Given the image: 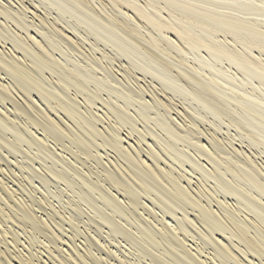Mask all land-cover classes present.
Masks as SVG:
<instances>
[{
  "label": "bare ground",
  "instance_id": "bare-ground-1",
  "mask_svg": "<svg viewBox=\"0 0 264 264\" xmlns=\"http://www.w3.org/2000/svg\"><path fill=\"white\" fill-rule=\"evenodd\" d=\"M24 1L0 3V44L11 45L0 49V106H13V118L0 110L7 151L36 147L32 158L49 160L42 166L71 191L79 180L66 181L72 168L45 154L46 139L95 162L103 181L90 184L77 169L87 186L79 198L155 264H207V251L218 264H264V171L233 143L264 160V0H29L45 17ZM122 58L123 77L113 70ZM179 105L183 121L171 112ZM27 126L44 138L25 135ZM230 129L234 138L220 137ZM100 149L114 154L115 170ZM188 239L199 240L195 250Z\"/></svg>",
  "mask_w": 264,
  "mask_h": 264
},
{
  "label": "rangeland",
  "instance_id": "rangeland-1",
  "mask_svg": "<svg viewBox=\"0 0 264 264\" xmlns=\"http://www.w3.org/2000/svg\"><path fill=\"white\" fill-rule=\"evenodd\" d=\"M0 3H3L4 5L8 4L9 6L12 7H17V5L21 6L18 0H2V1L0 0ZM24 3L25 6L27 7L30 6L34 10L35 6L34 5L32 6L29 0L24 1ZM35 10L36 12H38L37 13L38 15L45 17V14L41 9H38L36 7ZM27 12L29 13L28 17H31L32 16L31 11H27ZM34 19L38 20V18L36 17H34ZM56 24H58L61 28L63 27L58 22H56ZM66 31L70 33V36H74L68 30ZM10 46L11 45L3 46L0 44V49H4V51L7 53L8 52L7 49H9ZM87 46L88 44L86 43L84 44V46L81 47V49L87 51ZM82 50L80 51L84 53V51ZM98 54L99 56H101L100 52ZM105 62L109 63L108 61ZM123 63L125 64V61L122 58L117 63L115 62L113 64L114 66L113 70L122 77L123 75H121L122 73L118 71V69L123 70L124 68L122 67V65L124 66ZM132 76L136 80V83H139L140 86L144 88V91L147 88L148 90L150 91L154 90L155 92L154 86L150 83L149 79H143V77L137 72H135V75ZM133 78L131 79L132 82L134 81ZM0 82H1L0 85L1 84L6 85L7 80L2 79V77H0ZM150 91H148V93H150ZM13 94L19 102L22 101L21 98L15 92ZM158 95L164 101L167 100V98L164 95H161L159 92ZM147 97H148L147 100H152L150 94ZM12 107L13 106L10 103H8L6 105V108L0 106V110L2 109V111L4 112H9L8 115L9 118H11L12 111L9 110H11L10 108ZM171 107H172L171 112L174 116H178V118L180 117L179 119L181 121L185 120V118L182 117L183 115L181 116V113H179L180 110L187 111L183 106L179 105L178 110L173 106ZM3 109L5 110L7 109L8 111H5ZM99 111L102 112L101 110ZM178 113L180 116L178 115ZM22 119H24V117H22ZM17 122L21 123V120ZM100 126L103 127L102 125ZM21 129L23 132L25 131L28 134L30 133V131L27 130H31L35 132L37 137L35 136V134L34 137L36 139L44 138L43 132L36 129L35 127L32 128L30 126H27L26 130L23 127ZM233 131L234 129H230L229 131L230 133L225 132L221 134L220 137L222 136L221 138H225V137L227 138V136H229L230 138H234L232 136L235 134V131L234 132ZM126 135L127 134L125 131L122 132L123 138H125ZM46 140H47V144L45 143L46 144L45 146H47V148L45 147L46 153L44 152V150L43 152L46 155L52 152L56 156H60L62 154V160L64 158L65 160H67L66 162H64V165L66 166L65 163H67V168L70 167L72 168V171L69 170L67 171L66 181L67 182L69 181V183H72L71 181H73L74 183L75 179H77V181L75 182L77 183L79 180V183H77L78 186L73 185L74 187L71 191L69 190L71 187L70 184L67 183L68 184L67 187L64 181H62L64 184H62L61 181H55L52 175H50L49 172H47V169L43 167V166H47L50 161L47 160L46 163H40L34 158H32L33 157L32 153L34 154L35 152L34 150L36 149V147H32L31 150L28 148L27 150L26 148L21 149V152L25 153V155H22L23 153L20 152L21 154H19L17 152L12 151L11 149L7 151V148L9 149L7 143L3 144L4 140H0L1 141L0 142V178L2 179V180L0 179V206H1L0 207V222H1L0 223V233H1L0 234V264H30V263L31 264H35V263L36 264H61V263L62 264H124V263L125 264H155L153 261H151L152 258L145 251H143L137 243L134 244L132 241L131 242L128 241L126 238L123 237L124 234L121 233L118 229L112 227L110 228L109 225L100 221L101 220L100 215L97 214V211L95 209L92 210L94 207L90 206V204H84L81 198H79L80 195L78 196L79 194L78 187L81 186L80 188H83V190L87 191V186L82 184L80 180V175L82 174L85 175L82 176V178L84 177L90 178L88 179L89 181L86 179L90 184H94V182L97 183L99 181L102 182L103 178H102V174H100L101 168L99 166H96L95 162L84 161L86 163L83 164L79 158L76 157H75L76 159L71 158L74 156L73 155L71 156L70 153L69 156L68 153H66L67 151H63V148H61L62 147L61 143L59 142L53 143L54 141H51L50 138ZM128 140L129 141L126 140L124 141L125 146L130 145L131 147V145L135 144V140L133 138H128ZM202 140L204 143L208 142V140L206 141L205 138H202ZM64 143L67 146H71L66 144L67 142L65 141ZM233 143L236 148L242 147L243 150L246 151L248 155L254 157L253 159H255L256 162L261 165V169L264 171V167H263L264 160H262V157L261 158L255 157L253 155V152L250 151V149H248L246 145H240L238 139H236V141ZM50 145L51 147H49ZM49 148L50 150H48ZM99 152L100 154H103L102 155L103 156L102 160L104 159L103 162L112 165L111 167L115 170V168L113 167L114 164L112 163L114 162L115 159L114 154L110 151H108L109 153L105 152V150L103 149H100ZM143 156L144 158L148 159L145 153L143 154ZM67 158H69L70 160ZM148 160L150 161V163H152L151 159ZM70 162L71 164H74L73 165L74 167L71 164L69 165ZM61 167L63 166L61 165L59 167V170H62ZM77 169H78L77 172H79L80 175H78V173L76 174ZM71 172L72 175H70L71 176L70 177L69 174H71ZM46 173H48V175ZM98 177H100L101 179ZM45 179L49 180V182L51 183L50 184L46 183ZM44 182L48 185H45ZM196 182L197 179L196 177H194V180L190 183L192 185L190 187L191 190L197 187V185L195 184ZM103 186L105 187L107 186L109 191H112L114 193V194L112 193L113 195L118 196L121 200L123 199L121 197L122 195L116 192L117 191L116 188L114 187L110 188L105 183H103ZM80 201L83 202V204L80 203ZM124 202L126 201L124 200ZM214 206H215L214 209H216L217 206L216 205ZM24 208L26 210H30L29 211L30 213L26 211ZM156 208L157 207H155V209ZM141 213L143 216L145 214L144 220L146 218L148 219L149 216L147 213L145 212H141ZM146 214L148 217L146 216ZM143 216H141V218ZM166 218H167L166 220H170L169 217ZM43 222L44 224L46 223L44 227H42L44 225L42 224ZM120 222L123 223V220L122 221L120 220ZM157 225H160V223L159 224L157 223ZM154 229H158V227L154 226ZM216 234H217L216 238L219 236L223 238L221 234L218 233ZM190 241L191 239H188L187 241L188 245L186 244L187 247L190 246L192 250H195V246L197 245L199 240H197L198 242L197 241L193 242V240L191 242ZM208 253L212 254V252L210 251L200 254L199 256L200 261L202 260L207 261V264H218L210 260V256L208 255ZM245 261H248L249 263L248 259H245Z\"/></svg>",
  "mask_w": 264,
  "mask_h": 264
}]
</instances>
